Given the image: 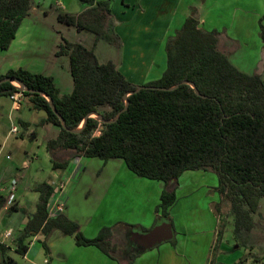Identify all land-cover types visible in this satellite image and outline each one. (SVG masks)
Here are the masks:
<instances>
[{"label": "trees", "instance_id": "trees-1", "mask_svg": "<svg viewBox=\"0 0 264 264\" xmlns=\"http://www.w3.org/2000/svg\"><path fill=\"white\" fill-rule=\"evenodd\" d=\"M82 1L86 7L80 12L60 11L57 19L119 46L110 0ZM31 6L32 0H0V49L9 46ZM220 35L221 31L204 28L195 14H189L165 41L161 74L142 84L130 81L113 60L100 62L92 48L63 38L55 53L69 54L70 92H61L52 75L14 67L0 71V95L16 90L14 82L3 77L21 79L31 89L23 91L31 107L46 112L39 123L59 127L46 142L52 167H65L79 156L121 158L136 175L162 181L156 211L163 216L170 217L184 170L214 171L220 194L215 209L221 217L232 215L234 236L245 243L243 232L256 224L253 212L264 197V77L235 65L221 48ZM35 189V209L27 213L13 239L15 252L24 254L36 233L43 234L41 243L48 252L47 237L54 229L73 235L77 245H95L115 259L126 251L128 264L141 251L134 245L128 252L126 243L120 249L112 225L85 236L78 221L63 210L49 214L55 185L41 181ZM224 201L229 202L225 211L220 206ZM9 248L0 243V264H19Z\"/></svg>", "mask_w": 264, "mask_h": 264}, {"label": "crops", "instance_id": "crops-1", "mask_svg": "<svg viewBox=\"0 0 264 264\" xmlns=\"http://www.w3.org/2000/svg\"><path fill=\"white\" fill-rule=\"evenodd\" d=\"M114 1L116 2L112 6L114 11L111 9L113 14H111V19L115 16V19L112 20L113 26L121 39L125 41L127 38L128 43L123 52H127L130 55L136 52L139 56L137 58H141V61L134 59L129 65L125 64L123 58L117 64L124 75L133 83L142 84L161 74L165 67L166 59L165 57L163 59L165 41L169 35L180 27L189 14H195L199 24L204 28H216L222 34L227 35V41L220 40L221 48L227 52L229 58L239 68L249 71L238 65L232 57L253 58L255 55L251 72L259 71L263 75L264 0H121L125 6L121 5L118 0ZM142 1L143 6L141 4ZM72 4H74V0H55L54 7L61 8L66 12L70 10ZM115 4H117V7ZM85 7L86 4L73 12L78 13ZM32 12L33 6H31L29 14L22 19L20 25L23 24L25 19L30 17ZM73 12L71 11V13ZM15 38L16 34L13 39ZM249 42H253L254 48H251V43ZM154 50L156 52H153ZM146 57H152V59L147 60ZM14 67L24 66L15 63L13 66L8 65L2 69L0 65V71ZM24 99L29 98L24 96L21 101ZM21 101L17 108H12L11 102L9 113L14 110H21ZM27 110L28 114H25L26 117H19L18 119V122H24L20 124H22L21 126L25 131L22 130L20 132L22 128H18L17 131L13 132L9 127L6 134V136L15 135L12 142L17 147L22 146L24 155L28 151L26 146L23 145L25 143L23 134L26 132L29 138L35 139L36 131L28 128L31 123H36L39 118L46 116L45 110L31 107L30 99ZM25 123L28 124L24 125ZM49 123L51 122L43 123L48 131L46 141L49 137L56 136L59 131L57 125L58 128L54 129L49 126ZM7 142L8 137L0 145V153ZM12 152L14 157L17 156L15 149ZM12 152L6 153L9 158H11ZM32 152L37 157L35 151ZM46 155L49 157L47 158L48 166L44 168L36 166L37 173L33 175V183L29 184H32V186L28 185L29 192L27 194L29 195L23 194L20 197L15 193L18 186L17 182H19L18 179L24 176L23 174L20 176L14 174L9 179L10 181L12 178H17V180L15 179L16 188L11 193H8L5 189L2 190L9 181L5 184H0V235L5 229L13 228L12 236L5 240V245L10 246L8 253L11 256H13L12 252H15L13 244L15 235L23 227L27 213L35 209L38 196L35 185L41 181H47L52 184L59 180L64 182L63 212L79 222L80 229L85 236H94L103 225H112L114 227L119 224L118 227L114 228L113 239L117 242L122 240L121 238L129 240L132 244L126 243L129 247L127 249L128 252L134 249V245L136 246L133 237V235L135 236L134 231L145 232L165 221L163 219L164 216L156 211L163 182L156 179L142 178L131 174V172H125L124 175L131 182L140 185L137 186L138 189L135 190V194H131L129 190H126V193L123 194L125 187L120 189L118 192L120 193L118 195L119 199L116 200L118 211L113 212L111 216L99 215L97 220L91 222L92 214L72 213L67 202L69 186L76 175H80V172L82 173L86 169L85 164L87 162H83V156H79L71 159L65 167H52L51 155L47 147ZM19 157L23 168H31L33 160L29 161L25 160V157ZM102 165H105V163ZM6 166V170H8L9 166ZM189 175L190 172L187 176L190 177ZM212 197L214 198V195ZM215 202V199L210 200L212 211H214V214L211 212V217L214 221L212 225L194 224L189 226L185 223L176 228L173 218H170L171 236L156 242L150 247L141 249L130 264H233L239 259H243L241 264H264V225L255 221L256 224L251 230L243 232L242 237H244L245 243L238 242L234 236L232 225V227H227V230L232 231V235L231 237L227 236V240H225L222 236L224 226L215 224V216L217 215L219 220L221 217L220 212L215 209ZM172 210L173 208H171ZM145 211H147V214ZM109 217L111 218L110 220ZM43 237V234L36 233L29 239L26 252L21 254L27 264H128L125 256L127 254L126 251L117 253V258L115 259L102 252L95 245H77L72 235L63 233L59 229H54L47 237V253L41 243ZM18 263L23 264L21 262Z\"/></svg>", "mask_w": 264, "mask_h": 264}, {"label": "rangeland", "instance_id": "rangeland-1", "mask_svg": "<svg viewBox=\"0 0 264 264\" xmlns=\"http://www.w3.org/2000/svg\"><path fill=\"white\" fill-rule=\"evenodd\" d=\"M118 1L121 5L125 6L121 0ZM54 3L55 0L32 1L33 12L30 17L25 19L23 24L19 26L16 38L13 39L11 45L5 49H0V65L2 69L8 65L13 66L17 63L27 69L52 75L55 84L60 87V91L67 93L70 92L73 87V80L70 73L69 54L55 53L59 44L63 41V38L73 42H80L84 46L92 48L100 62L111 59L116 64H119L124 58L125 64L129 65L134 59L141 61V58H137L139 56L136 52L131 55L127 54V52H123V49L126 48L128 44L127 38L123 41L120 37V45L117 46L104 38H97L95 33L88 29L82 28L77 30L75 25L59 21L57 19V13L64 11L61 8L54 7ZM114 3H116L114 0H110V6L113 11L114 9L112 6ZM142 3L143 1L141 4ZM83 5H85V2L82 0H74V4H72L70 10H67L66 12L71 13V11H77V9L83 7ZM115 6L117 7V4H115ZM114 19L115 16H113L111 20ZM222 39L227 41V35L221 33L220 40ZM249 43H251V48H254L253 42ZM153 52H156V50ZM164 57L166 58L165 53L163 59ZM232 58L244 69L249 71L252 70V63L255 59V55L253 58L241 56ZM146 59L150 60L152 57H146ZM10 103L11 100L8 96L0 95V145L3 144L4 139L8 137V142L0 153V181H2L0 184L7 183L14 174H17L18 176L23 174L24 176L18 179L19 182H17L18 186L15 192L18 196L22 197L23 194L29 195L27 194L29 192L28 185L33 183V175L37 173L36 166L43 168L48 166L47 158L49 157L46 155V134L48 131L43 124L39 123L40 118L36 123H31L28 129L35 130L36 137L35 139H31L28 137V133L25 132V134H23L25 140L23 145L26 146L28 151L27 154L24 155L22 152V146L17 147L12 142L15 135L11 134L6 136V134L7 130L12 125V122L16 123L19 129L22 128L20 132L22 130L25 131L21 126L22 124L18 122V119L19 117L25 118V114H28L27 109L29 99L21 101V110H14L9 113ZM49 126L54 129L58 128L53 123H49ZM14 149L17 155L15 157L12 152ZM32 151H35L37 157L34 156ZM11 152L12 156L9 158L6 153ZM19 156H21V158L25 157V160H33L31 168H23ZM32 156H34V158H32ZM82 161L87 162V164H85L86 169L82 173L80 172V175H76V177L74 176L75 178H72L73 182L69 186L70 189L67 202L72 213L82 212L83 215L92 214L91 222H94L99 215L111 216L113 212L118 211V203L116 200L119 199L118 195L120 193L118 192L122 187H125L123 194L126 193V190H129L131 194L136 193L135 190L138 189L137 186L140 184L131 182L129 178L124 175L125 172H131V174L135 173L127 168L121 158L103 160L99 157L83 156ZM103 163H105V165H102ZM118 164H120L119 168ZM6 165L9 166L8 170H6ZM184 172L178 177L175 187L176 199L170 207V217L164 216L163 219H165V221L161 223L168 224L170 218H173V223L176 228H179L185 223L189 226L194 224L206 226L212 225L214 221L211 217V212L214 214V211H212L210 200H220V194L216 188L218 182L216 173L212 170L202 169H188ZM189 172L190 177L187 176ZM191 172L195 173L192 174ZM15 179L17 180V178ZM29 186L31 187L32 184ZM212 195H214V198ZM228 204V201L221 203L220 206L223 211L227 209ZM171 208H173L172 211ZM145 212L147 214V211ZM253 218L256 222H261L264 225V197L260 198L258 208L253 212ZM110 219L111 218L109 217V220ZM215 219V224L217 223L220 226H224L222 236L227 240V236L231 237L232 235V231H229V229L227 230V227H232L233 225L232 215H222L220 220L216 215ZM118 226L119 224H116L114 228ZM121 239L122 240H119L118 243L120 249H122L124 243L128 242L125 238ZM12 255L18 262L27 264L21 254L12 252Z\"/></svg>", "mask_w": 264, "mask_h": 264}, {"label": "water", "instance_id": "water-1", "mask_svg": "<svg viewBox=\"0 0 264 264\" xmlns=\"http://www.w3.org/2000/svg\"><path fill=\"white\" fill-rule=\"evenodd\" d=\"M1 80H10L12 82H14V84L16 85V88L24 91V90H31L29 89L27 86L24 85L23 81L17 77L14 76H5L3 77ZM192 84V83H191ZM141 85H138V87ZM46 97L48 98V100L51 102V99L48 95H46ZM127 102V100H126ZM51 106L53 107V109L55 110V107L53 105V103L51 102ZM56 111V110H55ZM91 114L95 115L98 119L103 120L102 116L96 112H92ZM61 118V122L64 125V120L63 118L60 116ZM86 120V117H84L82 124L84 123V121ZM81 124V125H82ZM80 127V126H79ZM78 127V128H79ZM78 128H75L74 130H77ZM135 236L134 240L136 242V246L139 249H145L147 247L152 246L153 244H155L156 242H159L163 239H167L171 236L172 230L170 227V223H161V224H157L155 226H153L150 230L145 231V232H134Z\"/></svg>", "mask_w": 264, "mask_h": 264}, {"label": "built area", "instance_id": "built-area-1", "mask_svg": "<svg viewBox=\"0 0 264 264\" xmlns=\"http://www.w3.org/2000/svg\"><path fill=\"white\" fill-rule=\"evenodd\" d=\"M9 98L11 99L12 102V108H17L20 104L21 99L24 97L23 91L16 88L12 93H10ZM18 126L16 123L12 122V125L10 126V130L15 132L17 131ZM56 187L55 191L51 195V199L49 202V214H54L59 211H62L64 208V198H63V187H64V182L59 180L56 183H53ZM16 188V180L11 179L9 183L3 187L2 190H6L8 193H11L15 190ZM13 233V228H7L5 229L2 234L0 235V243H5V240L7 238H10Z\"/></svg>", "mask_w": 264, "mask_h": 264}]
</instances>
